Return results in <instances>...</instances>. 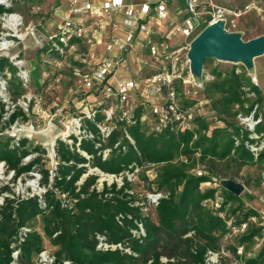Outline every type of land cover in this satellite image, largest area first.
Returning <instances> with one entry per match:
<instances>
[{"label":"trees","instance_id":"1","mask_svg":"<svg viewBox=\"0 0 264 264\" xmlns=\"http://www.w3.org/2000/svg\"><path fill=\"white\" fill-rule=\"evenodd\" d=\"M6 12L14 9L0 5V16ZM6 69L16 75V68L2 58L0 73ZM213 75L216 78L207 85L208 94L218 93L225 102L243 105L246 96L255 93L257 100L247 113L263 104L261 89L246 74L234 69L225 77L218 70ZM14 82L15 77L9 80V86ZM109 105L101 104L94 118L87 117L83 125L86 135L81 140L74 135L72 144L58 140L53 179L51 170L44 168L45 149L31 148L28 139L13 144L11 139L0 138V164L5 165L7 173L14 174L13 182L39 172L41 185L46 188L42 197H17L9 185L0 188V197H4L0 205V264H34V258L46 251V239L57 248L53 255L60 264H207L210 251H223L222 240L230 233L229 219L241 224L258 214L255 209L240 214L242 196L220 184L224 179L241 182L238 179L245 167L264 160V152L258 162L253 159L245 145L249 133L238 121L237 125L212 129L213 124L199 116L185 131L169 127L157 132L151 110L147 113L148 105L143 100L139 99L129 118L123 116L125 107L117 103L114 118L107 121L105 110ZM184 106L190 105L184 102ZM4 113L5 105L0 123ZM20 118L26 119V114L18 107L10 124ZM104 121L115 123L108 137L100 128ZM263 130L264 125L259 132ZM235 137L242 140L239 146ZM199 165L204 167L202 176L198 175ZM90 167L125 176L123 184L105 183L100 189L99 176L89 174ZM152 168L157 173L151 181L147 172ZM137 170L143 171L140 178L148 190L162 195L157 204L135 189L127 176ZM211 183H218L217 187L202 189ZM219 190L222 197H217ZM39 219L44 235L36 228ZM261 233L262 228L251 224L235 238L239 246H244ZM105 245L110 248L105 249ZM232 249L236 253L238 247ZM243 262L264 264V248L258 257Z\"/></svg>","mask_w":264,"mask_h":264},{"label":"rangeland","instance_id":"2","mask_svg":"<svg viewBox=\"0 0 264 264\" xmlns=\"http://www.w3.org/2000/svg\"><path fill=\"white\" fill-rule=\"evenodd\" d=\"M67 2L68 0H14L9 2L8 7H4L6 9L13 8L15 14L20 15L23 19V24L17 29L10 26L13 20L9 15L6 16L4 13L0 16V60L6 58L16 68L15 76L8 69L0 73V112L3 105H5L6 111L0 123V138L11 139L13 144L21 139H28L31 148L42 147L45 149L44 168L51 170L52 179L57 168L55 147L58 140L63 139L72 144L74 142L73 135L81 140L82 136L86 135L83 127L84 122L88 120L90 114L93 115L94 110L98 111V107L105 103L104 99L100 98L101 95L99 97L90 95L79 84V79L74 74V69L83 65L80 62L83 57L90 59L89 55L91 54L101 55L102 49L96 50L87 43L79 42L64 56L56 50L53 51L49 37L60 24V19L55 16L54 9L58 5L67 6ZM216 2L232 12L227 17L228 31L241 32L245 41L264 35V0H216ZM248 5L249 9H247ZM128 65L137 80V77H141L146 71L154 69V66L149 63L145 64L140 61L135 63L130 61ZM93 66L94 63L90 66H83V72L90 73ZM234 69L246 74L256 84L255 79L251 78L250 71L242 64L211 60L204 67L205 84L197 86L192 78L193 83L184 86L181 90L182 100L184 98L185 103L188 102L190 106H194V109L199 107V112L203 113L202 115L213 124L212 129L220 126L227 128L230 124L237 125L236 110L248 112L251 104L257 100V97L250 93L246 96L243 105H233L225 102V98L223 99L218 93L214 96L209 91L210 94H208L207 85L212 83L208 81V78L209 76L213 77V80L216 78L213 75L215 70L222 71L225 77L230 75ZM13 77H15V82L10 87L8 82ZM255 77L256 85L264 95V56L255 60ZM138 102L139 97L136 94L133 95L132 103L136 105ZM200 104L202 105L200 106ZM18 107L23 109L26 119L20 118L14 124H10L11 116L18 111ZM262 107H264V102ZM145 110L150 113L151 107H145ZM147 118L153 121L152 117ZM100 126L112 129L115 127V123L104 121ZM229 131L233 132V130ZM108 153L109 151H106L105 155L107 156ZM38 155L36 154V156ZM34 156L32 155V157ZM31 158L29 157L25 161L27 162ZM203 168L199 165L197 171H203ZM6 170L5 165L0 164V188L9 185L17 197L41 196L45 193L46 188L41 185L42 176L39 172L30 173L23 179L13 182L14 174L7 173ZM156 173L155 168L147 172L151 181L156 178ZM89 174L99 176L98 187L100 189L105 183L111 185L117 182L122 185L125 177L105 174L91 167ZM142 174V170H137L134 174L127 173V176L134 184L135 189L151 198L155 194L150 192L146 183L141 180ZM263 175L264 160L260 163L250 164L243 169L241 179H238L246 187L241 195L244 206L240 214L252 209L258 211L264 209V204L260 199L264 194ZM216 184L204 185L202 189L216 188ZM217 197H222V190H219ZM1 198L3 197H0V200ZM36 228L44 235L41 219L37 221ZM236 240L237 238L234 236H226L222 240L223 252L220 255L222 263L246 264L243 261L258 257L264 248V233H261L249 245L239 246ZM44 246L45 250L51 254L57 251V248L52 246L47 239ZM234 246L238 247L236 253L232 249ZM34 264H40L36 257Z\"/></svg>","mask_w":264,"mask_h":264},{"label":"built area","instance_id":"3","mask_svg":"<svg viewBox=\"0 0 264 264\" xmlns=\"http://www.w3.org/2000/svg\"><path fill=\"white\" fill-rule=\"evenodd\" d=\"M11 1L14 0H0V5L6 7ZM54 13L60 19V24L49 37L54 52L56 50L64 56L79 42L87 43L96 50L102 49L101 55L91 54L90 59L83 57L80 61L83 65L75 68L74 74L90 95H101L104 102H110L105 110L107 121L114 118L117 103L125 107L123 116L129 118L136 106L132 103L135 94L151 107L153 128L157 132L169 127L185 131L192 127L195 118L203 116L199 107H185L181 96L183 87L193 83L188 54L192 42L206 27L219 20H225L228 27L230 9L216 0H147L138 5L125 0H68L67 6L58 5ZM5 15L13 20L10 26L15 29L23 24L22 17L15 12ZM130 61L149 63L154 69L137 77L138 81L130 71ZM93 63L92 71L84 73L83 66ZM212 80L213 77L209 76L208 81ZM96 114L94 110L89 118H94ZM237 119L239 126L249 133L245 145L258 162L264 152V130L259 132L264 125V107L257 104L249 113L239 111ZM100 128L105 137L110 135L111 129ZM235 140L237 146L242 143L239 137ZM202 174L198 171L199 176ZM161 197V194H155L150 199L157 204ZM260 199L264 204V194ZM3 203L4 197L0 205ZM257 212L241 224L229 219L228 236L236 237L246 232L251 224L262 228L264 233V209ZM104 248L110 247L105 245ZM222 252L210 251L206 263L220 264ZM14 256L17 257L18 252ZM37 261L40 264H60L56 256L47 250L39 254Z\"/></svg>","mask_w":264,"mask_h":264},{"label":"water","instance_id":"4","mask_svg":"<svg viewBox=\"0 0 264 264\" xmlns=\"http://www.w3.org/2000/svg\"><path fill=\"white\" fill-rule=\"evenodd\" d=\"M264 56V35L245 41L241 32H230L226 21L206 27L192 42L188 54L190 70L197 86L203 85L204 67L207 60H218L242 64L255 77V60ZM221 185L236 196H241L246 187L241 182L224 179Z\"/></svg>","mask_w":264,"mask_h":264},{"label":"crops","instance_id":"5","mask_svg":"<svg viewBox=\"0 0 264 264\" xmlns=\"http://www.w3.org/2000/svg\"><path fill=\"white\" fill-rule=\"evenodd\" d=\"M145 1H147V0H125L126 3L135 4V5L144 3ZM149 1L154 2L156 0H149Z\"/></svg>","mask_w":264,"mask_h":264}]
</instances>
